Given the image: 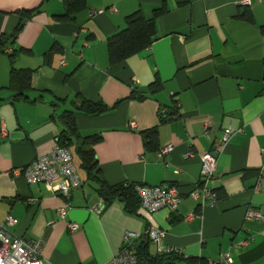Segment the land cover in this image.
<instances>
[{
	"label": "crops",
	"instance_id": "1",
	"mask_svg": "<svg viewBox=\"0 0 264 264\" xmlns=\"http://www.w3.org/2000/svg\"><path fill=\"white\" fill-rule=\"evenodd\" d=\"M241 1L85 0L71 20L57 21L63 0H0V33L9 37L22 22L7 49L18 50L13 66L32 70L27 98L14 99L9 57L0 52V223L12 216L10 232L42 239V258L51 264H103L123 247L125 232L139 236L134 246L149 228L164 231L160 245L184 257L215 264L229 251V264H264V223L245 219L248 208L264 214V178L253 190L264 163V0ZM156 8L163 12L155 19V40L110 63L107 40L125 28V17L139 10L149 19ZM158 81L160 89L149 90ZM82 98L106 107L102 114L74 115L81 137H99L93 148L105 183L172 185L180 194L175 210L149 213L138 206L130 213L114 199L92 212L101 197L73 146L80 185L69 201L44 184L5 174L48 154L63 130L57 116ZM173 110L176 115L159 123V112ZM155 126L159 147H170L164 157L148 151L141 136ZM226 129L233 133L208 181L217 200H193L188 195L201 184L200 156ZM67 202L60 217L57 210ZM69 223L78 227L70 230Z\"/></svg>",
	"mask_w": 264,
	"mask_h": 264
},
{
	"label": "built area",
	"instance_id": "2",
	"mask_svg": "<svg viewBox=\"0 0 264 264\" xmlns=\"http://www.w3.org/2000/svg\"><path fill=\"white\" fill-rule=\"evenodd\" d=\"M241 5H248L249 0H242ZM95 11H92L94 13ZM131 129L136 127L135 121H129ZM211 129V123H204V135H208ZM2 134H5L3 128L0 129ZM233 133L232 129H226L223 137L215 139L211 149L201 154V184H198L189 192V197L193 200H202L208 205H212L217 200V193L208 185V181L215 175L217 167V157L223 151L227 137ZM170 150L169 146L160 147L156 154L157 157H164ZM264 152V149L261 150ZM188 154V153H187ZM5 174L18 176L22 175L28 184H44L47 189L54 193L60 194L63 198L69 201L71 191L78 187L80 179L77 175L76 167L73 162L71 151L66 146H61L58 143L52 150L46 154L37 157L33 162L9 169ZM264 178V163L258 168L256 185L254 191H258L262 179ZM139 206L149 213H153L161 208L175 210L180 202V194L175 187L169 184H160L155 186L136 185L135 187ZM37 199H29L27 203L34 204ZM69 203L57 210L60 217H64L66 207ZM102 198L95 203L90 210L94 213H99L104 208ZM195 213L188 215V218L195 216ZM245 219L256 220L264 223V214L256 209L248 208L245 212ZM15 219L12 216L5 217V220L0 223V264H51L42 258V250L44 241L42 239H25L10 232L9 227L15 224ZM78 227L76 223H69L68 228L75 230ZM164 231L160 229L149 228L146 233V238L154 245V254H163L174 252L183 255L179 249L163 247L160 241L164 236ZM139 236L133 232H125L122 240L123 247L109 261L103 264H140L139 258L135 254L134 240ZM233 260L229 251L224 253L215 264H229ZM179 264V263H177Z\"/></svg>",
	"mask_w": 264,
	"mask_h": 264
},
{
	"label": "trees",
	"instance_id": "3",
	"mask_svg": "<svg viewBox=\"0 0 264 264\" xmlns=\"http://www.w3.org/2000/svg\"><path fill=\"white\" fill-rule=\"evenodd\" d=\"M63 1L65 3V12L59 16H54L57 21H69L73 18V14L85 8V0ZM162 12V8L154 9L149 19H146L139 10L128 14L124 19L125 28L112 35L107 40L109 62L120 63L127 57L148 47L157 37L155 19ZM29 14L30 12L22 13V16L26 17ZM246 16L248 21H252L251 14L248 13ZM21 27L22 22L19 23L14 33L9 37L0 33V52H7V49L15 42ZM53 49H51V51H53ZM17 53L18 50L15 49L7 52L10 62L8 88L13 89L14 94L12 97L14 99L27 98L26 92L31 88L32 75V70L16 69L13 66L14 58ZM160 87L161 83L159 81L154 82L149 85V90L157 91ZM54 103L51 104L54 105ZM72 104V109L63 110L57 116L63 126V130L57 137V143L68 148H71V146L74 147V151L80 160V167L86 172L87 178L97 184V192L102 198L104 206L112 200L118 199L124 204L126 211L130 213L136 212L139 206V199L135 187L136 185L142 184L120 183L116 185H107L101 177L98 161L93 148L95 143L99 140V137L97 135L81 137L75 125L74 115L76 112L87 115L102 114L106 111V107L100 102H91L83 98L77 104L74 102H72ZM174 115H176V110L166 114L159 112V123L172 118ZM141 136L148 151H154L160 148L158 145V127L155 126L151 129L141 131ZM148 249V243H143L137 249H134L136 256L142 259L145 264H207L201 257H184L174 252L154 254L149 252Z\"/></svg>",
	"mask_w": 264,
	"mask_h": 264
},
{
	"label": "water",
	"instance_id": "4",
	"mask_svg": "<svg viewBox=\"0 0 264 264\" xmlns=\"http://www.w3.org/2000/svg\"><path fill=\"white\" fill-rule=\"evenodd\" d=\"M143 243H148V239L147 238H143L140 239L135 245H134V249H137L140 245H142ZM140 264H145L142 259H139Z\"/></svg>",
	"mask_w": 264,
	"mask_h": 264
},
{
	"label": "rangeland",
	"instance_id": "5",
	"mask_svg": "<svg viewBox=\"0 0 264 264\" xmlns=\"http://www.w3.org/2000/svg\"><path fill=\"white\" fill-rule=\"evenodd\" d=\"M76 157V155H75V153H74V158ZM75 161H76V159H75ZM152 245H153V242L151 241L150 243H149V246L150 247H152Z\"/></svg>",
	"mask_w": 264,
	"mask_h": 264
},
{
	"label": "bare ground",
	"instance_id": "6",
	"mask_svg": "<svg viewBox=\"0 0 264 264\" xmlns=\"http://www.w3.org/2000/svg\"><path fill=\"white\" fill-rule=\"evenodd\" d=\"M80 185V184H79Z\"/></svg>",
	"mask_w": 264,
	"mask_h": 264
}]
</instances>
